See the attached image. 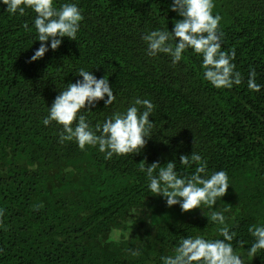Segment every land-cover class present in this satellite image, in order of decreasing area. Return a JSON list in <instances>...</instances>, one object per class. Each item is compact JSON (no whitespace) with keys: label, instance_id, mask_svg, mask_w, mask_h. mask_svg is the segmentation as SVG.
<instances>
[{"label":"trees","instance_id":"1","mask_svg":"<svg viewBox=\"0 0 264 264\" xmlns=\"http://www.w3.org/2000/svg\"><path fill=\"white\" fill-rule=\"evenodd\" d=\"M75 2L84 17L77 40L64 38L33 63L35 13L13 15L0 5V264H163L184 237L221 238L207 206L188 213L168 207L139 171L141 162L174 161L190 175L195 165H180L179 156L192 151L209 173H228L230 187L214 209H227L233 247L243 253L253 240L249 228L264 224V87H247L252 70L264 86V0H215L221 50L235 52L243 78L232 89L205 81L202 58L190 49L176 65L167 55H146L141 35L171 32L181 19L172 0ZM82 67L109 78L116 94L112 105L100 101L85 113L93 127L135 97L155 105L153 136L140 153L105 160L97 148L61 144L54 122L44 126L47 108L82 79ZM251 264H264V251Z\"/></svg>","mask_w":264,"mask_h":264},{"label":"clouds","instance_id":"2","mask_svg":"<svg viewBox=\"0 0 264 264\" xmlns=\"http://www.w3.org/2000/svg\"><path fill=\"white\" fill-rule=\"evenodd\" d=\"M10 14L25 15L27 9L35 13L33 28L40 47L30 57L29 63L41 60L51 49L60 48L64 38L77 40L84 17L75 0H0ZM215 0H172L170 10L181 17L173 21L172 31L156 29L143 33L146 55L157 57L160 54L171 58L173 65L181 62L187 50L202 58L203 78L215 89H232L243 82L242 75L233 63L235 52L222 49L223 33L219 31L222 17L213 15ZM25 29L28 24L25 23ZM82 79L69 83L55 97L42 123L49 126L53 122L61 127L59 142L74 141L84 150L97 148L104 159L140 153L151 139L154 124L150 122L155 105L150 99L135 97L128 107L116 111L105 118L102 124L94 127L85 113H93L97 103L103 101L105 108L116 100L109 78H97L93 71L80 68L76 74ZM247 87L260 92L264 87L256 83V72H249ZM106 97V99H105ZM88 109L85 111V109ZM180 165L194 172L182 175L174 161L163 166L145 161L139 164L144 173L148 190L153 196L163 197L168 207L179 206L183 213L207 206L211 211L208 220L219 225L218 236L208 238L197 234L182 238L174 247L173 254L162 257L163 264H251L258 253L264 251V224L253 225L249 233L253 238L251 246L243 253L233 247L236 232L226 223L227 209H214L218 200L224 197L230 187L228 173L224 170L209 173L207 160L199 153L180 155ZM43 205H40L42 207ZM214 209V210H213ZM3 210H0V216ZM240 243V242H238ZM137 255V249H131Z\"/></svg>","mask_w":264,"mask_h":264}]
</instances>
